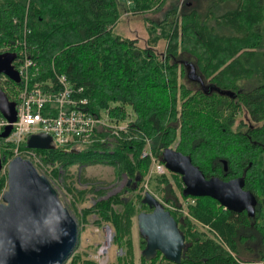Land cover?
I'll return each mask as SVG.
<instances>
[{
	"label": "trees",
	"instance_id": "1",
	"mask_svg": "<svg viewBox=\"0 0 264 264\" xmlns=\"http://www.w3.org/2000/svg\"><path fill=\"white\" fill-rule=\"evenodd\" d=\"M166 1L0 0V48H26L39 67L35 80L64 75L74 88L82 89L80 95L87 98L91 113L107 111L110 118L122 121L129 108L135 116L124 135L137 137L88 145L97 151L96 158L88 146L84 152L57 146L34 151L62 170L73 163H106L116 174L133 179L143 178L151 164L150 157L141 156L144 137L151 141V154L160 163L163 151L178 137L175 151L189 156L205 178H243V190L257 201L250 216L246 211L223 209L211 198L193 197L189 215L178 226L188 244L178 264H264V0H194V5L183 3L180 10L170 5L160 20L146 19L151 45L166 43L159 53L115 33L124 11L158 12ZM203 1L208 2L204 13L199 10ZM227 3H232V9L214 12ZM186 65L214 90L198 87L186 73ZM188 84L197 86L194 92L186 89ZM15 88L10 80L0 83L9 101H15ZM240 112L244 120L233 129ZM0 141L4 164L13 155L12 145ZM19 149L25 150V144ZM165 175L151 174L148 183L161 199L174 203L170 190L155 184L167 183ZM5 179L0 177V193ZM181 196L186 198L182 187ZM140 198L139 194L129 197L123 189L81 211L82 220L92 214L96 224L108 225L112 241L124 247V256L112 264H130L128 235ZM190 218L213 229L216 239L192 230ZM139 239L143 250L144 239ZM251 241L254 249L248 246ZM242 250L256 258L253 263L240 259ZM161 262L177 264L160 252L151 259L141 254L139 259V264ZM67 264L96 263L77 256Z\"/></svg>",
	"mask_w": 264,
	"mask_h": 264
},
{
	"label": "water",
	"instance_id": "2",
	"mask_svg": "<svg viewBox=\"0 0 264 264\" xmlns=\"http://www.w3.org/2000/svg\"><path fill=\"white\" fill-rule=\"evenodd\" d=\"M14 58L15 53H0V75L18 83L19 76L11 64ZM211 87L214 90L210 86L209 91ZM0 115L7 122L0 131V139H5L16 112L15 103L1 89ZM25 147L55 149L50 136L43 133L29 135ZM162 160L166 170L181 176L184 196L208 197L223 209L234 213L246 211L252 216L257 201L253 194L243 190V178L206 179L189 156L171 148L163 151ZM3 161L0 156V172ZM223 165L226 169L225 161ZM149 196L143 203H148ZM137 230L145 241L141 252L145 259H151L158 251L172 263L181 261L188 244L177 222L161 205L137 215ZM77 231V222L60 202L50 181L38 173L30 160L20 156L10 159L6 164V189L0 196V264H64L76 245Z\"/></svg>",
	"mask_w": 264,
	"mask_h": 264
},
{
	"label": "rangeland",
	"instance_id": "3",
	"mask_svg": "<svg viewBox=\"0 0 264 264\" xmlns=\"http://www.w3.org/2000/svg\"><path fill=\"white\" fill-rule=\"evenodd\" d=\"M200 1V0H199ZM183 3H187L188 6L194 5V0H167L163 8L158 12H133L129 9L127 11H124L121 15L119 22L116 24L114 31L116 34L121 36L122 38H129L133 39L135 41V44L139 48H144L146 46H150L151 48H154L155 51L158 53L164 50V47L166 46V43L164 40L159 41L156 45H151L149 35H148V22L146 19L151 20H160L163 16L164 11L172 4L178 5V9L180 10L182 8ZM208 7V2L203 1L200 7V11L202 13L205 12V10ZM232 9V3L225 4L224 6L217 7L214 12L216 14H221L227 10ZM17 42V41H16ZM19 43V42H18ZM14 46V45H13ZM17 46V45H16ZM19 46V45H18ZM8 46L1 47L0 50L7 49ZM2 52V51H1ZM178 72L180 68H177ZM181 82V79L179 78V83ZM183 83V81H182ZM196 85L188 84L186 89H189L190 92H194V89H196ZM189 92V93H190ZM180 103L179 100L177 109H180ZM102 116L104 121L112 122L114 123L115 120L113 118H110L107 111H100L98 115ZM126 116L122 120L124 122H128V125L130 122H133L135 119V116L133 113L130 112L129 108H126ZM240 120H244L242 113L240 112L235 118L233 129H238ZM110 136H113L116 139L120 140H130L131 137H137L135 134H130L128 136L124 135L123 133L119 136H115L114 134H101V132L97 133L94 137V142L91 144H96L97 142L102 143H110L113 142L114 138H110ZM2 140V139H0ZM2 141H0V148L2 146ZM144 146L142 153L144 151L150 152V155H146L148 157L154 158L152 156L150 151V143L151 141L148 138L144 137ZM179 142V138L177 137L175 142L171 145V149H174L177 147V144ZM4 144V143H3ZM87 146V145H86ZM83 147H78L81 152H84ZM89 147V146H88ZM87 147V148H88ZM91 147H89L90 149ZM77 149V148H76ZM92 151L91 156L92 157H98L97 151L90 149ZM21 153H15L12 149V159L15 156H20L21 158H26L30 160L35 167V169L38 171L39 174L44 175L52 184V186L55 188L58 194V198L62 205L66 207L71 214V216L75 219L77 222V242L76 245L71 252L70 256L66 260V264L72 261V258L79 257L81 259H89L95 262L96 264H112L116 263L119 257L124 256V247L120 248L117 241H112L113 239V231L110 228V237L111 240L108 242L106 241L107 233L104 227L106 224L100 223L99 225L96 224V221L98 220L96 216L94 215H88L85 220L81 219V211L84 208H88L93 203L98 200L99 198H105L116 194H121V191L126 183V177L123 174H116L114 168L110 164L106 163H85V164H78L73 163L69 166H66V170H62L61 166H58V164H47L43 161V156L41 154H38L36 152L35 158L30 159L28 155L29 154L26 150H19ZM78 153V152H77ZM76 155H81L78 153ZM141 153V156H142ZM81 157V156H80ZM145 157V156H143ZM8 159L4 164H2V169L0 172V177L6 178V164L10 160ZM154 164H150L148 171L145 172L144 179L151 178V174H158L155 171H153ZM152 169V170H151ZM53 170H56L55 175H53ZM155 170V169H154ZM166 174L165 178L167 180V183H158L154 182L158 188H168L170 192L172 193V196L177 200L174 203H170L168 205L172 207H178L181 206V214L182 215H189V208L191 204L194 205V199L191 198H183L181 196V187L178 185V182L180 183V178L176 176H172L167 173V170L164 171ZM150 183V182H149ZM148 180L147 184L146 181L142 183V188L140 189L141 193H144V191H149L150 193L156 194L155 196H160L157 192H154L152 187L149 185ZM162 184V185H161ZM141 186V184H140ZM69 188V189H68ZM6 189V179H5V185L1 191V193ZM83 191L82 195L76 194V191ZM0 193V196H1ZM79 195V196H78ZM171 196V195H170ZM116 208V207H114ZM118 208V207H117ZM116 208V209H117ZM191 219V218H190ZM192 220V230H196L200 233H203L207 238H215L216 239V232L211 229L207 225H202L198 222H195V220ZM132 227L130 229V235H128V238H130L131 245H130V255L126 257V259L130 262V264H139L140 255L142 252V248L140 247V239H139V233L137 230V224H136V216L132 217ZM218 237V236H217ZM218 239V238H217ZM255 242H249L248 246L251 249L255 248ZM104 246V247H103ZM103 247L104 250L100 252V248ZM240 259L246 263L254 261V256L252 254H249V252L243 251L240 255ZM164 262H161L163 264ZM262 264V263H260Z\"/></svg>",
	"mask_w": 264,
	"mask_h": 264
},
{
	"label": "built area",
	"instance_id": "4",
	"mask_svg": "<svg viewBox=\"0 0 264 264\" xmlns=\"http://www.w3.org/2000/svg\"><path fill=\"white\" fill-rule=\"evenodd\" d=\"M16 45L20 43L16 42ZM3 52L15 53L11 64L19 76V82H13L16 85L13 101L15 121L11 123L9 135L2 139L4 143L12 145L15 153H21L19 147L25 144L31 134L49 135L55 147L74 149L91 145L99 132L119 136L128 131V122H107L100 114L91 113L87 109V98L80 95L82 89L74 88L64 75L55 74L51 80H35L39 67L29 57L26 48L0 50V53ZM6 80L8 79L1 74L0 83L3 84ZM6 124V120L1 118L0 131ZM25 150L29 153L25 154L34 160L36 152L33 149ZM146 155H150V152L142 153V157ZM151 162L154 164L153 171L158 174L164 173L163 163L153 158ZM147 180L144 179V182L147 183ZM104 229L107 233L106 241L109 242L111 240L109 229L107 227ZM103 247L100 248V252L104 250Z\"/></svg>",
	"mask_w": 264,
	"mask_h": 264
},
{
	"label": "flooded vegetation",
	"instance_id": "5",
	"mask_svg": "<svg viewBox=\"0 0 264 264\" xmlns=\"http://www.w3.org/2000/svg\"><path fill=\"white\" fill-rule=\"evenodd\" d=\"M185 70H186L187 74L191 75V77L193 78V80L195 81V83H196V85L198 87L203 88L205 90H208V87H210L209 84L208 83H204L199 78L194 77V73L191 72L190 67L188 65L185 66ZM211 90L213 91L212 87H211ZM224 170H226V169H224ZM165 171H166V168H165ZM167 172L176 175V177H179L180 180H181V176L180 175H178L176 173H172V172H170L168 170H167ZM137 177H139V179L137 181H135V178H137ZM135 178L126 179V183H125L123 189H124V194H128L129 197H131L133 195H137V194H139L141 196L140 202H138V204H137L138 213L135 215L136 216V224H137V215L140 212L149 213V212L153 211V209L155 208L156 205H161L164 210H166V211H168L170 213V215L174 218V220L177 222V225L179 226V224L181 223V221L183 219V216H184V215H181V209H180L181 206H178L177 208L176 207H172V206L168 205V204H170L172 202H168V201H166L164 199H161L159 196H155L156 194L150 193L149 191L148 192L144 191V193H141L140 189L142 188V183L144 182V177L142 178L141 176H136ZM206 179H209V178H206ZM140 184H141V186H140ZM181 187H182V190H183V188H184L183 183L181 184ZM147 194L150 195L149 196V200H147L148 203H146V202L143 203V200L147 196ZM187 198H192V197L186 196V199ZM242 212H245V211H242ZM105 227L110 229L108 225H106ZM184 241H185V238H184ZM144 246H145V244H144ZM157 252L158 251H156V253Z\"/></svg>",
	"mask_w": 264,
	"mask_h": 264
},
{
	"label": "bare ground",
	"instance_id": "6",
	"mask_svg": "<svg viewBox=\"0 0 264 264\" xmlns=\"http://www.w3.org/2000/svg\"><path fill=\"white\" fill-rule=\"evenodd\" d=\"M153 27V26H152ZM118 36V35H117ZM119 37V36H118Z\"/></svg>",
	"mask_w": 264,
	"mask_h": 264
}]
</instances>
